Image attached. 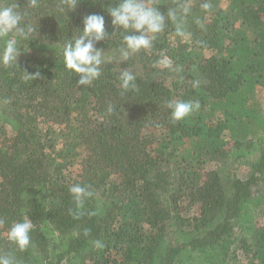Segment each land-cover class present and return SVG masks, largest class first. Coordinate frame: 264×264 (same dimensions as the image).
<instances>
[{"label": "trees", "instance_id": "trees-1", "mask_svg": "<svg viewBox=\"0 0 264 264\" xmlns=\"http://www.w3.org/2000/svg\"><path fill=\"white\" fill-rule=\"evenodd\" d=\"M6 2L25 8L39 35L18 65L0 64V256L264 264V0H154L165 13L190 4L185 36L166 20L152 47L127 60L125 33L107 13L118 0ZM93 13L114 33L97 44L101 75L81 86L61 49ZM122 70L135 88H122ZM170 100L200 107L173 122ZM76 184L93 193L82 206L69 191ZM25 218L31 243L20 250L7 232Z\"/></svg>", "mask_w": 264, "mask_h": 264}, {"label": "clouds", "instance_id": "clouds-1", "mask_svg": "<svg viewBox=\"0 0 264 264\" xmlns=\"http://www.w3.org/2000/svg\"><path fill=\"white\" fill-rule=\"evenodd\" d=\"M65 2L67 9L76 7L75 0H65ZM27 7L35 8V0H28ZM201 7L209 11L212 5L204 2ZM190 11V4L181 2L165 13L160 10L154 0H118L107 8L114 32L121 29L125 33L123 35L124 47L120 49L124 60L128 59L130 52L135 53L151 48L156 36L164 31L166 20L176 23L177 35L185 36L182 20L189 15ZM28 15V11L17 3L0 0V64L6 67L18 65L21 46L24 52H28L29 42L38 38V29L28 21ZM78 31L80 34L67 40L61 49L63 64L67 70L77 74L79 85L87 86L99 78L101 66L105 62L104 50L97 47V44L105 41L106 36L114 32L108 33L105 17L96 13L85 16L83 29L82 31L78 29ZM158 63L166 68L171 67V61L167 56H163ZM25 72L29 78L39 76L38 72L34 75ZM120 81L125 90L136 87L134 75L127 70H122ZM167 106L171 109L172 121L177 122L198 110L200 103L199 101L170 100ZM69 191L78 206H82L84 200L93 195L87 187L79 184L73 185ZM32 229L33 223L25 218L11 225L7 238L20 250H25L30 246ZM95 244L97 247L101 246L99 241ZM0 264H15V261L11 257L0 256Z\"/></svg>", "mask_w": 264, "mask_h": 264}, {"label": "rangeland", "instance_id": "rangeland-1", "mask_svg": "<svg viewBox=\"0 0 264 264\" xmlns=\"http://www.w3.org/2000/svg\"><path fill=\"white\" fill-rule=\"evenodd\" d=\"M257 102L264 107V89H261L257 93Z\"/></svg>", "mask_w": 264, "mask_h": 264}]
</instances>
